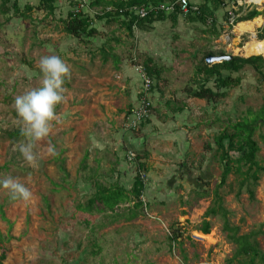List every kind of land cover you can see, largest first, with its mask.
<instances>
[{"label": "rangeland", "instance_id": "1", "mask_svg": "<svg viewBox=\"0 0 264 264\" xmlns=\"http://www.w3.org/2000/svg\"><path fill=\"white\" fill-rule=\"evenodd\" d=\"M13 1L0 0V179L18 178L33 197L13 200L0 187V246L7 248L2 264H245V256L234 257L236 244L223 228L222 215L204 216L222 170L208 145L214 147V136L229 120L264 119L259 114L264 78L258 71L264 67L243 64L208 76L205 65L216 63L205 58L246 57L243 48L251 35L238 33L236 25L264 17L230 24L225 19L229 6L216 8L209 0L213 23L177 16L129 30L118 20L96 17L103 6L92 5L93 0H54L53 10L41 0H16L20 10L32 7L23 16L11 7ZM75 9L92 18L93 36L80 39L64 31L62 20ZM254 9L264 10V2L236 13L242 18ZM263 26L264 21L255 28L258 40H264L258 36ZM52 54L71 66V80L65 82L66 101L57 106L60 122L49 138L58 155L49 156L42 142V158L33 169L13 151L24 138L6 132L20 130L14 98L39 86V59ZM136 65L151 70L152 108L137 128L127 129L124 112ZM223 76L239 81L218 88L215 79ZM206 86L224 94L211 100L192 96ZM171 125L182 127L183 134L169 144L162 132ZM260 132L264 126L254 135L257 159L264 165ZM140 163L144 168L138 171ZM137 173L144 183L142 205L129 200L108 208L90 202L98 186L129 192ZM240 181L230 173L218 192L229 225L238 226L240 234L256 232L252 239L262 258L255 261L264 264V174L252 186L253 199L245 186L238 193ZM204 218L210 223L207 234L199 230ZM172 231L178 232V242H171Z\"/></svg>", "mask_w": 264, "mask_h": 264}, {"label": "trees", "instance_id": "2", "mask_svg": "<svg viewBox=\"0 0 264 264\" xmlns=\"http://www.w3.org/2000/svg\"><path fill=\"white\" fill-rule=\"evenodd\" d=\"M162 1L166 0H93L91 4L101 5L103 8L110 5L115 9L127 8L131 5L145 6L147 8V14L144 17H138L136 15L129 14L126 11L124 14H119L117 10L112 13L101 10V14H96V17L100 19L105 18L108 21L118 20L130 30L132 25L145 26V23L147 22L163 20L166 18L175 20L178 16L176 13L166 14L163 11L156 10L155 6ZM208 1L209 0H203V2L199 4L200 14H191L187 15L186 17L188 19H197L203 23H207V18L209 17L213 23L215 21L214 9L210 6ZM212 1L214 2L216 8L219 5H222L224 2V0ZM3 2H8V0H3ZM53 2L54 0H41V3H47V5L50 7V10H53L54 8ZM11 7L18 13V16H23L22 11L28 12L32 9L30 5L25 4L22 10H20L16 0L13 1ZM240 9L241 7L239 10ZM235 12L236 11H234V13ZM258 15H262L264 17V10L258 11L254 9L248 15L242 18L237 17L236 21H240V19H251ZM228 17V13L225 12V19H228ZM62 22L64 31L73 37L86 39L96 33L95 26H92V18L83 10H80L79 12L69 11L66 18L63 19ZM258 36L261 39H264V26L262 27V32L259 33ZM147 62L152 64L150 59H148ZM243 64H251L255 68L260 66L264 67V58L261 55H252L249 57L233 56L229 60H223L208 67L205 65V67L208 76H212L214 73H219L220 69L225 68L237 70ZM145 68L147 73L153 79L149 67L146 65ZM153 70L156 73L157 70ZM258 71L260 72L262 78H264V69H258ZM215 81V84H218V88H221L235 85L238 83L239 79L231 76H223L216 77ZM191 94L197 98L211 100L215 96L218 97L224 94V91L213 90L206 86L200 87L197 90H193ZM260 113L262 114V118H264V104L261 106V111L259 114ZM258 118L259 117L251 116L234 121L229 120L225 127L214 136V147L212 148L208 145V148L214 149L215 154L218 155L222 170L220 173L219 182L214 189L213 203L205 210L204 216L208 217L209 215L216 214L222 215L224 218L223 228L225 231H227L228 238L236 244L234 257L237 258L242 255L245 256V264H257L255 261L256 258H262V254L258 249L256 242H254L252 239L256 232L251 231L249 233L240 234L238 226L232 227L229 225L227 220V210L222 205V197L219 194L218 189L225 184L227 176L230 173H234L241 178L238 193L240 192L242 186H245L249 198L253 199L254 192L252 186L257 183L259 174H264V165L261 164L257 159L260 146L254 137L256 130L261 126H264V122L258 121ZM6 134L11 138H17L21 136L19 129L7 131ZM259 139L264 143V132L259 133ZM140 168H144V163L139 164L138 171ZM143 188L144 183L137 173L132 184V188L129 192L121 186H98L97 190L90 198V202L99 201L104 206L113 208L120 202L135 200L134 205L137 207L143 204L142 200L140 199ZM131 194L132 196H130ZM199 230L204 234L209 233V220L204 218ZM178 237V232L172 231L170 235L171 242H178ZM0 248V264H2L3 260L6 258L7 248L4 245H1Z\"/></svg>", "mask_w": 264, "mask_h": 264}, {"label": "clouds", "instance_id": "3", "mask_svg": "<svg viewBox=\"0 0 264 264\" xmlns=\"http://www.w3.org/2000/svg\"><path fill=\"white\" fill-rule=\"evenodd\" d=\"M42 78L39 86L32 87L14 98L12 105L21 122L20 134L24 138L13 145L23 161L31 168L39 167L42 142H47L46 153L56 156L58 152L49 139L55 124L60 122L57 106L66 101V80H71V66L60 56L43 55L39 59ZM0 187L7 190L13 200L28 202L33 193L18 178L8 176L0 179Z\"/></svg>", "mask_w": 264, "mask_h": 264}, {"label": "built area", "instance_id": "4", "mask_svg": "<svg viewBox=\"0 0 264 264\" xmlns=\"http://www.w3.org/2000/svg\"><path fill=\"white\" fill-rule=\"evenodd\" d=\"M222 5L223 7L229 6V9H227V13L229 15L227 20L230 24H232L239 16L236 12L240 7L244 8L254 6L257 5V3L253 0H224ZM235 6L237 7L236 9ZM155 8L156 10L163 11L166 14L176 13L181 17H186L191 14H200L198 4L192 3L190 0H166L158 3ZM103 10L111 13L117 10L119 14H124L126 11L127 13L138 17H144L147 14V8L145 6L138 5H131L127 8L119 9H115L108 5L105 6ZM79 11V9H75L74 12ZM234 11L236 12L234 13ZM207 23H212L211 18H207ZM136 71L140 79V88L136 102L124 114V124L127 129L137 128L150 115L152 108L151 92L154 80L150 77L142 65H136Z\"/></svg>", "mask_w": 264, "mask_h": 264}, {"label": "bare ground", "instance_id": "5", "mask_svg": "<svg viewBox=\"0 0 264 264\" xmlns=\"http://www.w3.org/2000/svg\"><path fill=\"white\" fill-rule=\"evenodd\" d=\"M257 4H261L264 0H253ZM264 21L263 18L258 17L250 21H242L236 25V31L238 33L248 32L251 35V39L245 44L243 51L245 55H261L264 57V40H258L255 37V28L260 26Z\"/></svg>", "mask_w": 264, "mask_h": 264}, {"label": "crops", "instance_id": "6", "mask_svg": "<svg viewBox=\"0 0 264 264\" xmlns=\"http://www.w3.org/2000/svg\"><path fill=\"white\" fill-rule=\"evenodd\" d=\"M192 3H196V4H198V6H199V4H201V2H198V1H196V0H190ZM238 15H239V13H238ZM131 74V73H130ZM133 77V78H132ZM131 77V79L133 80L132 82H131V84H132V87H131V91H130V93H129V90H128V93H129V107L126 109V111L136 102V99H137V96H138V91H139V88H140V79H139V77H138V75H136L135 77L134 76H132ZM151 96L153 97V94H152V92H151ZM126 111L124 112V114L126 113ZM174 115H175V113H174ZM172 116H173V114H171L170 115V118H169V120L167 121L168 123H171L172 121H173V118H172ZM173 126L171 125V129H167L166 131H163L162 132V134L163 135H166L167 137H168V142H169V144H171L172 143V139L173 138H179V137H181L182 136V134H183V131H182V127H180V126H177V130H175V129H173L172 128ZM181 140H183L182 138H180ZM185 140V141H184ZM183 141H184V145L182 146L183 148H186V146H187V137H186V139H184ZM97 190V189H96ZM95 192V191H94Z\"/></svg>", "mask_w": 264, "mask_h": 264}, {"label": "water", "instance_id": "7", "mask_svg": "<svg viewBox=\"0 0 264 264\" xmlns=\"http://www.w3.org/2000/svg\"><path fill=\"white\" fill-rule=\"evenodd\" d=\"M249 56L250 55H248L246 57H249ZM231 57H232V55H226V54L225 55L208 54L205 58V61L207 64H213V63L221 62L223 60H229ZM262 121L264 122V119Z\"/></svg>", "mask_w": 264, "mask_h": 264}]
</instances>
